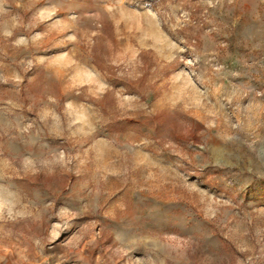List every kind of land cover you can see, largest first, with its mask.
I'll use <instances>...</instances> for the list:
<instances>
[{
	"label": "rangeland",
	"instance_id": "1",
	"mask_svg": "<svg viewBox=\"0 0 264 264\" xmlns=\"http://www.w3.org/2000/svg\"><path fill=\"white\" fill-rule=\"evenodd\" d=\"M0 264H264V0H0Z\"/></svg>",
	"mask_w": 264,
	"mask_h": 264
}]
</instances>
